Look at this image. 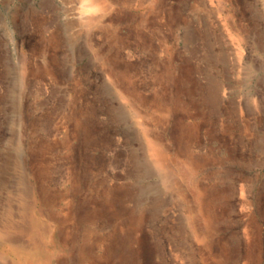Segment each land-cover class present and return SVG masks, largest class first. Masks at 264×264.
<instances>
[{
  "label": "rangeland",
  "instance_id": "374dc122",
  "mask_svg": "<svg viewBox=\"0 0 264 264\" xmlns=\"http://www.w3.org/2000/svg\"><path fill=\"white\" fill-rule=\"evenodd\" d=\"M103 1L0 0V264H264V0Z\"/></svg>",
  "mask_w": 264,
  "mask_h": 264
},
{
  "label": "bare ground",
  "instance_id": "6f19581e",
  "mask_svg": "<svg viewBox=\"0 0 264 264\" xmlns=\"http://www.w3.org/2000/svg\"><path fill=\"white\" fill-rule=\"evenodd\" d=\"M88 2H89V5H88V7L90 6V8H96V9H101V8H104L105 6H106V2L105 1H103V0H87ZM172 1V0H171ZM85 5H86V3H85ZM87 7V8H88ZM83 9V8H82ZM104 10V9H103ZM219 10V9H218ZM77 11V10H76ZM87 12V11H86ZM89 12V11H88ZM132 12V11H131ZM83 13H84V11H83ZM85 14V13H84ZM82 15V14H81ZM86 15H87V13H86ZM85 17V16H84ZM96 17V16H95ZM98 17V16H97ZM87 19V18H86ZM92 19V18H91ZM94 19V18H93ZM73 20V19H72ZM88 21V20H87ZM168 21V20H167ZM169 22V21H168ZM224 22V21H223ZM76 23V22H75ZM87 24V23H86ZM90 24V23H89ZM91 24H93V22L91 23ZM166 25V24H165ZM83 26H84V24H83ZM173 27V26H172ZM179 27V26H178ZM180 28V27H179ZM189 30V29H188ZM177 34V33H176ZM239 35V34H238ZM195 38V37H194ZM237 39V38H236ZM243 39V38H242ZM174 41V40H173ZM236 46V45H235ZM238 47V46H237ZM239 47H241V44L239 43ZM237 51V50H236ZM244 51H245V49H244ZM242 53V52H241ZM234 119V118H233ZM215 123V122H214ZM217 123V122H216ZM215 125V124H214ZM217 125V124H216ZM215 125V126H216ZM146 126V125H145ZM218 127V126H217ZM142 128H143V126H142ZM214 127H212V129H213ZM227 128V127H226ZM143 129H145V128H143ZM216 129V128H215ZM145 131V130H144ZM215 131V130H214ZM220 131V130H219ZM148 132V131H147ZM211 133H212V131H211ZM215 133V132H214ZM217 133V132H216ZM147 134V133H146ZM225 134V133H224ZM211 135V134H210ZM212 136V135H211ZM217 136V135H216ZM145 137H146V135H145ZM218 137H220V136H218ZM146 138H148V137H146ZM150 138V137H149ZM151 139V138H150ZM215 139V138H214ZM226 139V138H225ZM149 141V140H148ZM212 141V140H211ZM215 142V141H214ZM218 142V141H217ZM216 142V143H217ZM224 142V141H223ZM149 143V142H148ZM155 143V142H154ZM213 143V142H212ZM152 144V143H151ZM226 146V145H225ZM224 147V146H223ZM211 148V147H210ZM157 149V148H156ZM218 149V148H217ZM224 149V148H223ZM155 150V149H154ZM153 150V151H154ZM152 151V150H151ZM210 151H212L211 149H210ZM218 151H219V149H218ZM223 152V151H222ZM216 153V152H215ZM215 153H214V155H215ZM218 154H219V152H218ZM225 154V153H224ZM213 155V156H214ZM217 155V154H216ZM152 156H153V154H152ZM226 156V155H225ZM225 156H223V157H225ZM154 159H155V161H156V163L157 164H159V167H163V162H164V160H163V155H162V152H161V149H157L156 150V152L154 153ZM212 159V158H211ZM228 159V158H227ZM221 160V159H220ZM226 160V159H225ZM217 161V160H216ZM224 163V162H223ZM165 164V163H164ZM158 166V165H157ZM218 166V165H217ZM214 167V166H213ZM220 167V166H219ZM168 168V167H167ZM171 168V167H170ZM215 168V167H214ZM171 169H173V168H171ZM169 171V170H168ZM216 171V170H215ZM214 171V172H215ZM218 171V170H217ZM161 173H165V172H161ZM171 173V172H170ZM214 175V174H213ZM220 175H222V174H220ZM216 176H217V174H216ZM226 176V175H225ZM164 181V180H163ZM171 181V180H170ZM173 181V180H172ZM175 181V180H174ZM215 181V180H214ZM222 181V180H221ZM165 182V181H164ZM226 182V181H225ZM230 182V181H229ZM231 182H233V181H231ZM224 183V182H223ZM216 184V183H215ZM218 184V183H217ZM230 184V183H229ZM228 185V184H227ZM226 185V186H227ZM231 185V184H230ZM234 186V185H233ZM241 186V185H240ZM214 187H216L215 185H214ZM213 187V191L215 190V188ZM221 187V186H220ZM237 187V186H236ZM239 187V186H238ZM212 188V187H211ZM234 188V187H233ZM227 189V188H226ZM233 191V190H232ZM229 192V191H228ZM235 192V191H234ZM212 194V193H211ZM215 195V194H214ZM225 195V194H224ZM231 195H233V194H231ZM244 195V194H243ZM254 197V196H253ZM257 197V196H256ZM217 199V198H216ZM251 199V198H250ZM249 199V200H250ZM221 200V199H220ZM248 200V199H247ZM249 200H248V203H250L249 202ZM219 201V200H218ZM246 201V200H245ZM213 202V201H212ZM221 203H222V200H221ZM232 203V202H231ZM259 203V202H258ZM213 204V203H212ZM224 204H225V202H224ZM243 204V203H242ZM246 204V203H245ZM219 206V205H218ZM217 206V207H218ZM223 206V205H222ZM221 206V207H222ZM259 206V205H258ZM223 208V207H222ZM242 208V207H241ZM212 209V208H211ZM215 209V208H214ZM213 209V211H215L216 209L218 210V208H216L215 210ZM228 209V208H227ZM216 210V211H217ZM232 210V209H231ZM259 211V210H258ZM222 212V211H221ZM249 213V212H248ZM221 214V213H220ZM229 214H231V213H229ZM260 214V213H259ZM228 215V214H227ZM249 215V214H248ZM254 215V214H253ZM216 217H217V215H215ZM219 216V215H218ZM221 216H222V214H221ZM247 216V215H246ZM263 216H264V213H263ZM228 217V216H227ZM245 217V216H244ZM262 217V216H261ZM215 218V217H214ZM221 218V217H220ZM243 218V217H242ZM253 218V217H252ZM254 218H256V217H254ZM223 220H224V218H223ZM228 220V219H227ZM226 220V221H227ZM250 220V219H249ZM253 220V219H252ZM256 220V219H255ZM254 221V220H253ZM257 221V220H256ZM220 223V222H219ZM245 223H246V220H245ZM250 223V222H249ZM241 224H243V223H241ZM246 224H248V222L246 223ZM254 224V223H253ZM8 225V224H7ZM21 225V224H20ZM212 225V224H211ZM13 226V225H12ZM213 226V225H212ZM218 226V225H217ZM14 227V226H13ZM243 227V226H242ZM252 227V226H251ZM256 227V226H255ZM261 227V226H260ZM263 227V226H262ZM257 228V227H256ZM23 229V228H22ZM249 229H250V226H249ZM248 229V230H249ZM254 229V228H253ZM7 230V229H6ZM209 230H210V228H209ZM23 231V230H22ZM241 231V230H240ZM239 231V232H240ZM251 231V230H250ZM259 231V230H258ZM257 231V232H258ZM245 232V231H244ZM253 232V231H252ZM14 233V232H13ZM21 233V232H20ZM19 233V234H20ZM209 233H211L210 231H209ZM236 233V232H235ZM248 233V232H247ZM247 233H246V235H247ZM212 234H214V233H212ZM250 234V233H249ZM236 235H238V234H236ZM18 236V235H17ZM212 236V235H211ZM241 236V235H240ZM12 237V236H11ZM22 237V236H21ZM230 237V236H229ZM239 237V236H238ZM247 237V236H246ZM10 238V237H9ZM231 238V237H230ZM7 239V238H6ZM17 239V238H16ZM216 239V238H215ZM219 239V238H218ZM233 239V238H232ZM246 239V238H245ZM249 239V238H248ZM251 239V238H250ZM244 240V239H243ZM240 241V240H239ZM254 241V240H253ZM256 241V240H255ZM259 241V240H258ZM215 242V241H214ZM224 242V241H223ZM260 242V241H259ZM258 242V243H259ZM217 243V242H216ZM252 243V242H251ZM98 244V243H97ZM227 244V243H226ZM254 244V243H253ZM252 244V245H253ZM211 245V244H210ZM217 245V244H216ZM239 245V244H238ZM219 246H222V244L221 245H219ZM228 246V245H227ZM233 247H235L234 245H232ZM244 246H246V245H244ZM254 246V245H253ZM262 246V245H261ZM261 246H259V247H261ZM211 247V246H210ZM216 247V246H215ZM226 247V246H225ZM233 247H231V248H233ZM240 247V246H239ZM247 247H249V245H247ZM251 247V246H250ZM229 248V247H228ZM244 248V247H243ZM246 248V247H245ZM244 248V249H245ZM211 249H213V248H211ZM251 249V248H250ZM226 250V249H225ZM238 251V250H237ZM252 251V250H251ZM222 252H223V250H222ZM43 253H45V252H43ZM241 253V252H240ZM249 253H250V251H249ZM255 253V252H254ZM211 254H212V252H211ZM242 254V253H241ZM248 254V253H247ZM260 254H262V253H260ZM214 255V254H213ZM239 255V254H238ZM254 256H255V254H253ZM228 256V255H227ZM241 256V255H240ZM251 256H252V254H251ZM25 258V257H24ZM242 258H244V257H242ZM240 259H241V257H240ZM213 260V259H212ZM221 260V259H220ZM37 261V260H36ZM226 261V260H225ZM18 262V261H17ZM49 262V261H48ZM214 262H216V261H214ZM219 262V261H218ZM217 262V263H218ZM212 263V262H211ZM225 263H227V262H225ZM26 264H30L29 262H26ZM220 264V263H219ZM235 264H238V263H235ZM242 264H244V263H242ZM246 264V263H245Z\"/></svg>",
  "mask_w": 264,
  "mask_h": 264
}]
</instances>
